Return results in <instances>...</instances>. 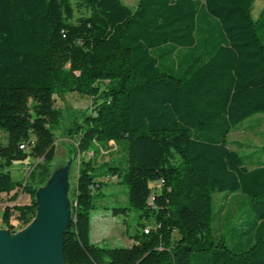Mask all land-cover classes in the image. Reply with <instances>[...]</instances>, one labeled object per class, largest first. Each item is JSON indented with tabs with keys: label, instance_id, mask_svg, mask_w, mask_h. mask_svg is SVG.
<instances>
[{
	"label": "trees",
	"instance_id": "1",
	"mask_svg": "<svg viewBox=\"0 0 264 264\" xmlns=\"http://www.w3.org/2000/svg\"><path fill=\"white\" fill-rule=\"evenodd\" d=\"M254 2L77 0L86 13L75 17L70 0H0V194H10L2 225L13 232L11 218H34L63 117L55 99L76 92L91 106L64 130L74 154L110 141L124 153L99 166L80 160L65 264H264V144H228L264 113V6L254 18ZM26 156L41 160L13 180L11 161ZM109 177L126 188L129 207L115 209L152 222L128 246L90 240V212ZM19 191L29 203L12 204ZM221 192L240 193L245 208L215 238Z\"/></svg>",
	"mask_w": 264,
	"mask_h": 264
},
{
	"label": "rangeland",
	"instance_id": "2",
	"mask_svg": "<svg viewBox=\"0 0 264 264\" xmlns=\"http://www.w3.org/2000/svg\"><path fill=\"white\" fill-rule=\"evenodd\" d=\"M75 8L74 16L86 13L85 9H76L77 0H70ZM124 4L133 6L137 0H122ZM264 6V0H255L252 10V16L255 18ZM55 106L63 112L62 120L57 128L54 129L53 157L49 162V177L38 190L45 186L48 180L53 176H58L59 190L62 192L69 210L72 202L71 189L78 171V165L82 158L91 157L95 166H99L102 162H109L121 158L124 150L123 144H116L113 141L103 144H95L94 151H86L82 154H74L72 148L75 147L73 139L66 137L64 130L70 126L74 120H80L85 109L90 108L91 99L88 96L78 94L76 92L64 93L62 98L56 97ZM246 122L240 129L235 128L228 137V144L231 148H236L235 142L247 144L248 147L242 148L240 151L249 152L250 148H257L264 144V113L260 112L248 117ZM247 128H246V127ZM249 127V128H248ZM0 143L4 145L6 138L1 134ZM41 160L38 156L24 157L23 159H14L9 165L10 176L13 180H24L31 175L32 167ZM103 185L99 189V195L95 198V208L90 212V240L98 245L109 247L128 246L132 242V236L135 233L145 232V228L152 226L149 220H143L141 224H137L138 212L133 209H127L125 213L115 208L129 207L126 195V188L117 182V178H103ZM37 190V191H38ZM224 192L215 193L213 195V204L215 210V220L213 224L214 237L217 238L220 233L228 234L227 230L233 220L242 219L241 213L245 208V198L240 193L228 195L224 197ZM10 194L0 195V229L7 230L1 223V215L4 206L7 204ZM26 200V201H25ZM30 199L27 194L21 191L18 193L17 199L12 204L29 203ZM26 203V204H27ZM10 204V203H9ZM34 218L27 225L11 218L14 226L12 235L23 231L27 226L32 224Z\"/></svg>",
	"mask_w": 264,
	"mask_h": 264
},
{
	"label": "water",
	"instance_id": "3",
	"mask_svg": "<svg viewBox=\"0 0 264 264\" xmlns=\"http://www.w3.org/2000/svg\"><path fill=\"white\" fill-rule=\"evenodd\" d=\"M57 184L55 175L36 192L32 224L14 235L0 229V264H65L62 235L70 215Z\"/></svg>",
	"mask_w": 264,
	"mask_h": 264
},
{
	"label": "built area",
	"instance_id": "4",
	"mask_svg": "<svg viewBox=\"0 0 264 264\" xmlns=\"http://www.w3.org/2000/svg\"><path fill=\"white\" fill-rule=\"evenodd\" d=\"M19 147H20V149L27 148V147H25L24 145H20ZM145 232H147V228H145Z\"/></svg>",
	"mask_w": 264,
	"mask_h": 264
},
{
	"label": "crops",
	"instance_id": "5",
	"mask_svg": "<svg viewBox=\"0 0 264 264\" xmlns=\"http://www.w3.org/2000/svg\"><path fill=\"white\" fill-rule=\"evenodd\" d=\"M1 195V194H0ZM26 201V200H25ZM25 204L27 203V202H24ZM1 205H3V203H0Z\"/></svg>",
	"mask_w": 264,
	"mask_h": 264
}]
</instances>
